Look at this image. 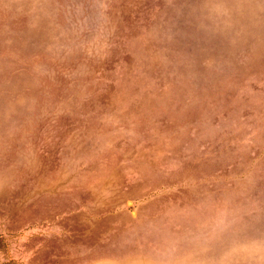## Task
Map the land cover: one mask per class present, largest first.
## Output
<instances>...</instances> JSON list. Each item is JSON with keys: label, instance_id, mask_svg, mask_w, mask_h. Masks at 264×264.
I'll return each mask as SVG.
<instances>
[{"label": "rangeland", "instance_id": "rangeland-1", "mask_svg": "<svg viewBox=\"0 0 264 264\" xmlns=\"http://www.w3.org/2000/svg\"><path fill=\"white\" fill-rule=\"evenodd\" d=\"M0 264H264V0H0Z\"/></svg>", "mask_w": 264, "mask_h": 264}, {"label": "water", "instance_id": "water-1", "mask_svg": "<svg viewBox=\"0 0 264 264\" xmlns=\"http://www.w3.org/2000/svg\"><path fill=\"white\" fill-rule=\"evenodd\" d=\"M183 56L187 57L188 54L184 53ZM239 93L243 96H246L249 99L254 101L261 100L263 95L259 92H255L250 87V81H246L240 84ZM233 119L232 113H228L224 116L219 123H212L211 114H206L199 122V132L196 137L186 146L185 151L187 153H192L198 150L201 142L208 143V150L216 143H220L223 137L230 130V125ZM260 137V131L257 127H252L250 130H240L237 133L238 140L250 141L254 139H258ZM216 158H221L222 160H226V154Z\"/></svg>", "mask_w": 264, "mask_h": 264}]
</instances>
